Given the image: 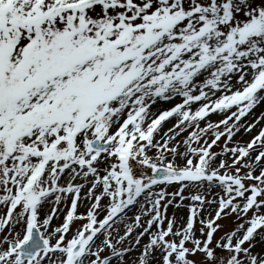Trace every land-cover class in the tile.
Instances as JSON below:
<instances>
[{"label": "snow or ice", "instance_id": "1", "mask_svg": "<svg viewBox=\"0 0 264 264\" xmlns=\"http://www.w3.org/2000/svg\"><path fill=\"white\" fill-rule=\"evenodd\" d=\"M261 101L264 0H0V264H264Z\"/></svg>", "mask_w": 264, "mask_h": 264}, {"label": "bare ground", "instance_id": "2", "mask_svg": "<svg viewBox=\"0 0 264 264\" xmlns=\"http://www.w3.org/2000/svg\"><path fill=\"white\" fill-rule=\"evenodd\" d=\"M217 95H219V93H217ZM176 100H178V101H176ZM177 102H179V99H174V100H172L169 103H161V104L157 105V107H160V108L161 107H164V106L166 107L169 104L172 105V104L177 103ZM195 107H196V105H193V108H195ZM261 113H264V101H261V103H259L256 107H254L252 109V112L250 114H248L243 119L247 120L248 122H251L252 120L255 119L256 116H259ZM221 118H222V116L220 114H218V113H212V114L209 115V117H207V119L210 120V121H216V120L221 119ZM173 123H175V120L173 118H170L168 121L164 122L163 128L161 129V133H163L169 127H171ZM201 126H203V122H201ZM257 126H258V130H259L260 127H263V123L260 126H259V124H257L256 127L251 131V133H244L243 132V129H241V131L239 133H237V135L234 137V139L241 140V141L246 140L249 137V135L254 134V133L256 134V132L258 131L257 130ZM184 135H186V133L181 134V136H184ZM179 138L180 137H178V139ZM172 190L173 189L170 188V191H172ZM47 207L48 206L46 205V210H47ZM207 207L208 206H206V208ZM169 209L171 210V213L170 214H172V212H173L172 207L170 206ZM79 211H81V212L84 211V207L81 206L80 209H79ZM135 211H136V209L133 208L131 211H129L127 213V215L128 216H132ZM208 211H212V209L211 208H208ZM176 215L178 217L185 216L186 215V209L177 210L176 211ZM58 220H59V217H54V221L53 222L54 223H58ZM128 222H130V221H128ZM121 227H123V225H121Z\"/></svg>", "mask_w": 264, "mask_h": 264}, {"label": "rangeland", "instance_id": "3", "mask_svg": "<svg viewBox=\"0 0 264 264\" xmlns=\"http://www.w3.org/2000/svg\"><path fill=\"white\" fill-rule=\"evenodd\" d=\"M176 101H178V100H176ZM170 105H171V104L167 105L166 107L164 106V107H162V108H167V107H169ZM262 123H263V126H264V120H262V121L259 123V126H260ZM257 130H258V126H257ZM254 132H255V131H254ZM254 134H255V133H254ZM254 134L249 135V137H248L247 139H249V138H250L252 135H254ZM247 139H246V140H247ZM214 150H218V149L214 148ZM168 190L170 191V188H169ZM170 213H171V210L169 209V215H171ZM59 222H60V217H59L58 223H59ZM220 223H221L222 225H224L225 228H229V227L233 226V218H225V219L221 220Z\"/></svg>", "mask_w": 264, "mask_h": 264}]
</instances>
